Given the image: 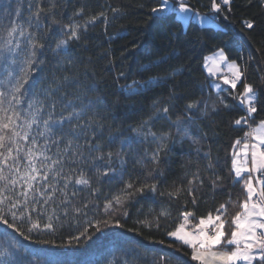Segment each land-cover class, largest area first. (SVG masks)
Here are the masks:
<instances>
[{
    "label": "snow or ice",
    "instance_id": "6c2138e0",
    "mask_svg": "<svg viewBox=\"0 0 264 264\" xmlns=\"http://www.w3.org/2000/svg\"><path fill=\"white\" fill-rule=\"evenodd\" d=\"M70 3L72 11L65 16ZM234 3L209 0L207 12L201 13L190 0H159L149 11L171 14L185 26L196 23L203 27L221 17L228 20ZM256 3L264 15V0ZM246 4L252 5L253 0ZM110 11L116 14L120 9ZM97 22L107 33L106 11L92 14L88 0H0V225L11 230L0 236L7 245L0 248V264H50L26 249L17 237L42 245L80 246L106 228L124 229V221L132 216L130 208L150 194L170 202L182 194L190 200L172 227H166L172 217L170 206L162 205L159 211L142 213L138 209L127 232L143 236L145 230H163L171 241L167 246L183 251L187 264H264V119L256 120V114L264 111V82L259 86L248 82V62L241 65L230 60L224 48H218L203 63L209 75L220 81L211 85L216 99L209 104L180 91L175 69L150 74L166 63L162 56L158 62L143 65L142 71L138 69L139 78L130 83L124 71L114 77L126 99L151 93L152 100L150 110L135 125L125 129L123 121L109 124L112 106L102 96L93 95L99 90L95 82H82L77 71L83 66L85 79H91L94 74L86 64L92 63V57L85 61L73 51L88 50V32ZM241 23L242 31H255L257 19L245 18ZM249 59L257 57L252 54ZM164 88L166 96L158 91ZM221 93H227L233 103ZM221 109L244 113L232 121L247 130L232 145L229 169L232 182L241 185L243 198L234 201L229 195L214 213L197 216L186 205L199 203L205 180L213 193L223 187L224 177L214 171L218 163L211 159V148L204 153L207 176L189 160L186 167L196 170L190 176L185 174L186 183L181 179L179 185L173 182L161 191L160 178L178 145L207 138L197 121L208 120ZM142 145L149 147L141 149ZM200 152L198 148V156ZM230 206L238 211L230 214ZM101 208V214L87 219L90 211ZM82 220L85 222L76 232H69L66 240L61 236L57 245L56 237L66 224ZM156 242L165 244L163 239ZM139 247L135 244L129 251ZM129 251L105 259L104 264H138L140 254L129 259ZM151 264H173V260L153 257ZM177 264H182L179 258Z\"/></svg>",
    "mask_w": 264,
    "mask_h": 264
},
{
    "label": "trees",
    "instance_id": "16d2710c",
    "mask_svg": "<svg viewBox=\"0 0 264 264\" xmlns=\"http://www.w3.org/2000/svg\"><path fill=\"white\" fill-rule=\"evenodd\" d=\"M158 2L159 0H88L92 14L106 11L109 18L107 33L104 31V25L97 22L88 32V50L74 48L73 51L80 53L85 61L87 57H92V63L86 64L89 72L94 74L91 79H85L83 66H79L77 71L82 82H95L99 90L93 95L102 96L107 104L112 106L109 124L120 125L123 121L125 129L130 124L135 125L150 110L149 105L152 100L151 93L137 96L134 100L126 99L125 94L116 85L114 77L120 71H124L129 74L128 82L130 83L131 79L139 78L138 69L142 71L143 65H147L149 61L158 62L162 56L166 58V63L153 68L150 74L162 75L164 70L175 69L180 91L202 97L209 104L216 99V90L211 87L212 81H219L207 75L203 63L204 57L213 54L218 48H224L230 60L235 59L241 65L248 62L246 73L248 82L257 86L264 82V15H261L262 9L256 0H253L250 6L246 4V0H235L233 13L229 19L224 20L222 17L219 19L221 27H201L196 23L185 26L176 22L171 14H150L149 9L156 6ZM190 3L195 5L201 13L207 12L205 6L209 0H190ZM72 7L73 4L70 3L65 16L71 13ZM112 7L120 9V12L113 14L110 11ZM252 17L257 19L255 31H242L241 21ZM105 52L109 54L102 56L101 54ZM252 54L256 55V60L249 59ZM120 83L124 84L125 80L122 78ZM222 87L226 86L222 85ZM158 91L167 95V88ZM221 95H224L230 104L233 103L227 93H221ZM117 101H119L118 104ZM243 114V111L221 109L218 114L211 116L208 120L197 121V124L201 125L200 131L207 133V138L198 143L185 140L182 145L174 149L167 161L165 175L160 178V190H168L173 182L179 185L181 179H185L186 183L185 174L190 176L196 170L195 167H186L189 160L193 165L198 164L202 174L207 176L208 173L203 172V166L208 163L204 159V153L210 147L211 159L218 163L214 171L224 177L223 187L213 193L205 180V186L198 194L199 203L193 206L188 202L187 208L194 210L197 216H201L208 212L214 213L219 204L226 201L229 195L234 201L242 199L241 185L232 182L229 169L234 150L232 145L236 139L243 136V131L247 129V126L241 128L233 125L232 121ZM259 119H264V111L256 114V120ZM159 127L160 123H157L156 128ZM105 134L107 135V132ZM143 147H149V145H142L141 149ZM198 148L201 149L199 156ZM128 167L132 168L131 160ZM189 200L190 198L183 194L171 202L166 197L150 194L148 198L139 199V203L130 208L132 216L124 221V229L106 228L96 233L92 240L82 242L80 246L58 247L24 241L21 237L17 239L26 249L37 254L40 259L49 261L50 264H104L105 259L121 256L135 244L140 247L136 248L135 252L129 251L128 258L133 259L139 253L138 264H151L153 257L160 256L171 257L173 264H177V258L182 264H187L188 257L184 256L183 251L177 252L175 248L167 246L171 241L165 236L163 230L153 229L151 233L145 230L143 236H138L127 232L126 229L134 225L138 217V209L142 213H147L149 209L159 211L162 205L170 206L172 217L166 221V227L170 228L179 212L183 210L186 201ZM236 211L238 208L229 207L230 214ZM101 213L102 208L90 211L87 219H92L94 215ZM84 222L82 220L80 224L75 222L71 225L66 224L63 232L56 237L57 245L61 243V236L66 240L69 232L75 233ZM6 230L4 225H0V236ZM7 231L11 232V230ZM145 236H149L150 239H145ZM161 239L165 240V244L156 242ZM125 241H130L132 244H125ZM6 246V243L0 241V248Z\"/></svg>",
    "mask_w": 264,
    "mask_h": 264
},
{
    "label": "rangeland",
    "instance_id": "374dc122",
    "mask_svg": "<svg viewBox=\"0 0 264 264\" xmlns=\"http://www.w3.org/2000/svg\"><path fill=\"white\" fill-rule=\"evenodd\" d=\"M170 3H175V0H170ZM217 23L219 24L220 21L217 22ZM217 23H215V24H206V25H204V26H217V25H218ZM219 27H220V26H219ZM211 55H212V54H211ZM211 55H209V56H211ZM205 70H206V69H205ZM224 70L226 71V69H224ZM206 73H207V75H208L209 77H212V78H214L215 80H218V81H219L218 77L210 76L207 70H206ZM214 82H216V81H212V83H214ZM219 82H220V81H219ZM246 130H247V129H246ZM240 147H242V145H241V146H238V148H237L236 150H239Z\"/></svg>",
    "mask_w": 264,
    "mask_h": 264
}]
</instances>
